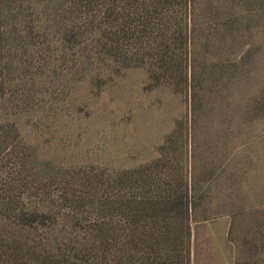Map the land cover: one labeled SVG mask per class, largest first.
Listing matches in <instances>:
<instances>
[{
	"label": "rangeland",
	"instance_id": "obj_1",
	"mask_svg": "<svg viewBox=\"0 0 264 264\" xmlns=\"http://www.w3.org/2000/svg\"><path fill=\"white\" fill-rule=\"evenodd\" d=\"M24 5L34 20L25 22L26 15L13 23L0 61V188L23 193L24 200L17 198L22 205H41L50 197L62 213H72L70 219L59 213L24 228L0 212V264H144L141 257L148 253L141 248L129 260L103 246L104 228L120 226L124 237L130 223L123 213L108 220L97 207L121 193L123 204L136 198L132 189L119 191L114 178L159 159L171 135L178 153L186 148L183 165L196 168L197 211L207 213L196 217L202 222L193 220V231L203 229L201 242L211 234V249L221 252L229 220L235 240L252 241L242 258L264 259V217L262 224L256 221L257 214L264 215V117L243 115L248 97L264 89V0H197L200 62L235 60L246 66L226 84L227 98L220 97L219 88L204 93L194 144L186 95L155 85L145 67L118 70L101 58L94 26L64 0H25ZM73 28L77 36L69 40ZM227 28L234 38L220 44ZM208 169L214 174H206ZM232 211L243 212L235 226L226 215ZM47 235L56 241L37 242ZM16 236L35 239V248L15 250ZM186 237L181 234L178 243L179 264L191 261V248L187 253V243L182 244ZM52 245L46 259L45 248Z\"/></svg>",
	"mask_w": 264,
	"mask_h": 264
},
{
	"label": "trees",
	"instance_id": "obj_2",
	"mask_svg": "<svg viewBox=\"0 0 264 264\" xmlns=\"http://www.w3.org/2000/svg\"><path fill=\"white\" fill-rule=\"evenodd\" d=\"M64 2L74 6L75 13L85 16L90 27L94 26L96 49L101 58L114 62L118 70L134 66L145 67L155 85H169L189 98L190 138L193 144L197 139L202 105L207 99L204 93L215 92L219 88L220 97L223 98L224 90L228 87L226 84L234 79L235 75L240 77L243 74L242 69L246 64L239 65L235 60L233 64L212 60L210 64L203 65L196 56L195 49L199 40V32L194 26L197 0H64ZM24 4L25 0H0V61L5 57L3 52L10 39L13 23L25 21L23 16L26 15L28 20L25 22L34 20L33 14L32 16L27 14L28 7H24ZM230 16L234 15L230 13ZM228 29L223 31L222 36H219L218 30L217 39L219 36L220 44L222 40L226 42L227 36L231 40L234 38L232 35L234 30L231 32ZM76 36L73 28L68 39H76ZM224 97L227 98L226 95ZM216 98L219 99L217 96ZM247 102L243 113L245 119H250L253 115L264 117V89L256 97L250 95ZM173 137L171 135L169 143L163 145L160 157L155 162L146 167L125 171L114 178L119 191L132 189V194L134 197L137 196L136 198L123 204L121 193V196L113 197L114 199L109 200L107 204L98 203L97 209L100 214L109 218L108 220L121 219L118 217L121 213L126 215L130 228L124 237L120 232L121 227L115 226L113 227L115 231L104 228L107 231L102 235L104 237L102 239L105 248L109 250L114 248L120 255L123 253L124 256H129V260L136 258L138 249L141 248V253H148L146 257H141V260H145L144 264H179L177 248L181 234L189 238L187 242L182 241L183 245L187 243L189 253L192 244L190 238L195 228L193 220L198 221L197 216L204 217L207 214L206 210H202V213L197 211L199 202L196 201L198 189L195 165L192 161L190 170L188 165H183L186 148L178 153L172 145ZM192 156L194 157V152ZM220 165L221 170L225 171L226 162L223 161ZM203 171L204 169L201 173L204 175L206 171ZM213 172L212 169H208L206 174ZM208 176L206 180L210 178V175ZM18 197L21 201L24 200L23 193L19 195L13 189L0 188V212L14 218L17 223L24 225V228L32 227L39 222L45 223L59 213L66 219L71 218L67 214L72 212L62 213V207L59 208L56 200L50 197L41 205L32 207L22 205L23 203L17 200ZM240 213L239 211L226 213L234 226L237 214ZM115 216L117 218H114ZM256 217H258L256 221L262 224L261 217L264 215L257 214ZM233 231L234 227L231 226V236ZM26 237L12 238L15 250L22 249V245L35 248L36 240ZM52 238L47 235L39 238L37 242L42 245L51 244L56 241ZM124 242L127 245L126 249L123 248ZM245 242L252 245V241ZM47 247L44 256L50 259L54 245ZM57 264L75 263L66 260Z\"/></svg>",
	"mask_w": 264,
	"mask_h": 264
},
{
	"label": "crops",
	"instance_id": "obj_3",
	"mask_svg": "<svg viewBox=\"0 0 264 264\" xmlns=\"http://www.w3.org/2000/svg\"><path fill=\"white\" fill-rule=\"evenodd\" d=\"M229 224L228 220L227 228L223 232L222 253L211 249V234H206V241L202 243L200 236L203 229L197 228L193 231L190 264H264V259L242 258V255L251 249L245 241L241 244L233 238V233L232 236L230 235Z\"/></svg>",
	"mask_w": 264,
	"mask_h": 264
}]
</instances>
